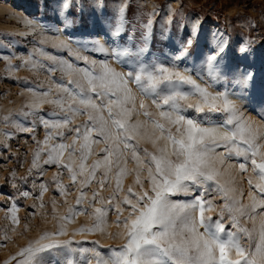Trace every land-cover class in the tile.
Instances as JSON below:
<instances>
[{
    "label": "snow or ice",
    "instance_id": "obj_1",
    "mask_svg": "<svg viewBox=\"0 0 264 264\" xmlns=\"http://www.w3.org/2000/svg\"><path fill=\"white\" fill-rule=\"evenodd\" d=\"M62 7L67 11L71 7L70 0ZM126 13L127 4H123L111 28L113 38L125 31ZM154 15V12L148 13L149 18L142 25L141 43L135 51L119 44L109 51L99 41L93 42L94 51L113 56L127 71H117L107 60L89 61L88 57L77 54L76 59H82L87 66L80 68L68 61L59 62V71L72 78L67 83L61 78L56 84L55 99H47L51 89L43 92L29 89L34 96L33 108L47 102L65 113L60 119L40 118L49 130L42 142L47 150L44 163L66 168L73 183L78 175L83 177L77 205L86 199L83 189L95 180L98 170H103L99 181L103 188L115 169L112 195L106 202L98 192H93L89 205L97 201L100 204L89 213L94 222L91 226L74 229L71 237L105 234L109 213L115 211L114 223L121 230L107 235L122 243L104 248L99 241H92L91 247H85L72 238L61 239L69 236L67 225L88 209L77 210L70 206L67 215L57 217L53 207L56 230L42 232L5 264L12 261L48 264L50 257H63V264H264V129L245 118L230 98L232 93L227 87L223 91L209 90L224 79L222 59L218 58L227 40L219 41L215 53L206 55L198 65L181 69L180 62L189 55L188 48L198 34L200 22L197 20L192 23L191 35L178 53L168 60L155 56L146 59ZM168 23L171 24V18ZM247 51L248 42H245L239 52ZM24 64L35 68L38 62L32 61L30 55ZM55 70L48 68L49 72ZM192 72L204 79L203 72L211 83L202 86L193 79ZM237 72L240 79L235 82L246 88L252 73L242 69ZM146 100L151 101V107ZM49 115L54 117L57 113ZM77 115L87 116V121L74 129L73 145L76 139L83 141L80 162L74 170L71 155L76 149L65 143L49 145V140L53 136L51 130L66 128ZM141 116L144 119H140ZM94 133L99 139H93ZM56 135L63 137L64 133L58 131ZM101 142L105 144L102 159L86 165L92 145ZM142 143L150 145L151 150L141 147ZM70 147V162L64 163V152ZM45 148H38L34 153V168L38 167ZM128 158L135 163L132 171L138 190L131 185L126 190L123 187V178L129 174ZM231 159L237 161L240 173H246L250 165L254 174L255 179L251 176L247 179L251 189L247 205L233 194L234 188L219 179L221 171L217 165L223 166ZM57 187L64 195L65 186L58 184ZM41 188L47 191L43 185ZM121 192L125 193L123 197L119 196ZM213 194L222 199L215 218L210 214L216 210L210 198ZM21 195L27 197L29 193ZM179 195L188 199H174ZM17 211L13 203L6 216L13 225L19 224ZM243 217L252 221L251 228L241 224ZM3 238L9 239L7 234Z\"/></svg>",
    "mask_w": 264,
    "mask_h": 264
},
{
    "label": "rangeland",
    "instance_id": "obj_2",
    "mask_svg": "<svg viewBox=\"0 0 264 264\" xmlns=\"http://www.w3.org/2000/svg\"><path fill=\"white\" fill-rule=\"evenodd\" d=\"M62 1L0 0V264H5V261L15 256L30 240L37 239L42 232L56 230L57 220L53 218V207L57 217L67 215L70 206L77 210L88 209L87 213L77 215L73 222L67 225L69 236L61 239L72 238L80 241L85 247H91L92 241H99L104 248L122 243L121 240H113L107 235L121 230L114 223L115 211L109 213L105 234L71 237L74 229L91 226L94 222L89 213L93 207H99L100 204L97 201L94 205H89L93 192H98L106 202L112 195L115 188V169L109 174L103 188L99 183L103 178V170H98L95 180L83 189L86 199L77 205L76 198L80 194V182L83 177L78 175L73 183L66 168L58 164L44 163L47 150L42 142L49 130L45 129L40 118L60 119L65 113H61L56 105L47 102L33 108L34 96L29 89L36 92L51 89L47 99H55L58 95L56 84L61 78L64 83L72 78L59 71V62L68 61L80 68L87 66L82 59H76L77 54L88 57L89 61L107 60L117 71H127L128 69L118 64L113 56L94 51L93 42L99 41L109 51L117 44L135 51L141 43L142 25L147 22L148 13L154 12L155 15L152 17L153 33L148 52L145 53L146 59L154 56L162 60L170 59L171 55H175V51L178 53L186 44L191 35L192 23L199 20L198 34L188 48L189 55L180 62L181 69L198 65L205 58L208 46L215 53L219 41L210 42L207 38L200 37V33L206 24H213L219 29L222 35L220 41L227 40V46L218 58L222 59L224 79L209 90L223 91L227 87L230 93L237 94L239 98H230L238 105L245 118L254 126L258 125L264 129V0H70L71 7L67 11H63L62 7L66 0ZM123 4H127L128 23L125 31L116 37L117 43L108 38L98 39L93 27L98 30L105 22L106 31L111 34L117 11ZM169 18L171 24L168 23ZM28 21L33 23L29 24ZM63 26L79 33L81 36L78 37L81 38H72L68 31L67 34L60 33V27ZM240 41L248 42L247 52H239ZM30 55L32 61L38 62L35 68L24 64ZM49 66L56 70L49 72ZM236 67L252 73V79L246 88L235 82L240 79ZM191 75L202 86L211 83L203 72L201 75L204 79L195 72ZM132 87L135 92V86ZM137 97L140 98L138 92ZM146 103L151 107V101L146 100ZM151 110L155 111L154 107ZM52 112L57 115L50 116L49 113ZM5 117L8 119L5 120ZM139 118L144 119L142 116ZM86 121L87 116L77 115L66 128L51 130L53 136L49 145L65 143L76 149L71 155L74 170L80 162L79 150L83 142L82 139H76L73 145V139L76 138L74 129ZM58 131L63 132L64 136L56 135ZM93 139L99 137L94 133ZM104 147L103 142L93 144L86 165L90 166L95 160L102 159L104 154L101 150ZM141 147H149L151 150L150 145L142 143ZM38 148H45V151L41 152L38 167L34 168L33 158ZM71 152V147L64 152V163L70 162ZM125 155L128 156L127 153ZM217 167L221 171V183L234 188L233 194L237 199L245 205L249 204L248 193L251 189L247 179L250 176L255 179L250 165L246 173L239 172L235 159ZM127 168L129 174L123 178V187L126 190L131 185L135 189V174L132 171L135 163L130 158ZM58 184L65 186L64 195L60 194ZM42 185L47 191L42 190ZM22 192H28L29 195L24 197ZM124 194L121 192L119 196L123 197ZM210 198L216 204V210L210 213L215 218L222 199L216 194ZM174 199L185 200L188 197L179 195ZM13 203L18 208V225H13L11 219L6 218ZM124 215H127V211ZM241 224L252 227V221L247 217L241 218ZM5 234L9 239L4 240ZM12 264H15V261H12ZM48 264H63V257H50Z\"/></svg>",
    "mask_w": 264,
    "mask_h": 264
},
{
    "label": "bare ground",
    "instance_id": "obj_3",
    "mask_svg": "<svg viewBox=\"0 0 264 264\" xmlns=\"http://www.w3.org/2000/svg\"><path fill=\"white\" fill-rule=\"evenodd\" d=\"M62 1V0H61ZM63 2V1H62ZM104 26L101 27L100 29L98 30H95L96 28L93 27L94 31H95V36L98 38V39H105V38H108L110 40H114L115 43H117V38H113L111 36V34H109L107 31H106V27H107V23L103 22ZM59 29V28H58ZM60 33H63V34H67V31L69 33V35L72 37V38H81V37H78V36H81L79 33H75L73 31L70 30V28H68V26H63V27H60ZM64 31V32H63ZM221 34H220V30L217 29L213 24H206L204 28H202L201 30V33H200V37L202 38H207L208 40H210V42H218L220 41V38H221ZM222 39V38H221ZM239 45H243L245 44L244 41H240L238 42ZM210 46H208V48H206V55L208 54H214L213 51H211L209 49ZM175 54L177 53V51L174 52ZM262 54V53H261ZM260 56V55H259ZM189 65H191V62L188 61ZM237 68V67H236ZM237 69H242L244 70L243 68H237ZM245 71V70H244ZM246 72V71H245ZM238 73V72H237ZM237 75L240 76V74L238 73ZM238 76V77H239ZM264 77V76H262ZM232 98H239V96L235 93L232 92V95H231Z\"/></svg>",
    "mask_w": 264,
    "mask_h": 264
}]
</instances>
